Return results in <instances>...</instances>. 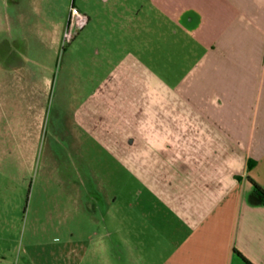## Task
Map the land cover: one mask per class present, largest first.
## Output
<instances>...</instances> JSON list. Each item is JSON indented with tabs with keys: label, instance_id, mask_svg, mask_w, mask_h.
<instances>
[{
	"label": "crops",
	"instance_id": "1",
	"mask_svg": "<svg viewBox=\"0 0 264 264\" xmlns=\"http://www.w3.org/2000/svg\"><path fill=\"white\" fill-rule=\"evenodd\" d=\"M6 1L17 5L6 14L0 10V35L10 25L12 31L15 20L18 34L11 42L6 38L2 48L7 97L12 101L51 93L54 87L65 90L60 69L49 71L46 62V69H35L34 63H41L27 56L23 0ZM103 1L115 7L121 0ZM139 1L146 4L145 18H155L159 11L172 28L177 25L190 36L195 61L176 83L156 74L155 65L136 53L114 60L116 49H109L108 61L93 63L86 77L93 83L91 92L77 93L71 85L63 93L77 103L63 114L66 127L56 132L77 146L87 135L101 141L133 164L135 178L145 184L128 205L133 245L125 232V210H106L102 219L95 210L109 201L108 190L101 182L99 189L87 188V226L106 231L93 229L86 236L76 231L69 241L70 258L99 253V261L113 264L108 255L117 249L118 264H126L127 244L129 264H249L246 259L264 264V202L249 179L264 188V0ZM137 9L125 6L120 15ZM67 20L40 30L44 37L50 34L58 57L62 49H72L71 43L62 44ZM18 103L11 102L12 107ZM18 113L22 144L33 148L46 110L21 104ZM72 196L77 211L79 192ZM111 223L118 241L110 238Z\"/></svg>",
	"mask_w": 264,
	"mask_h": 264
},
{
	"label": "rangeland",
	"instance_id": "2",
	"mask_svg": "<svg viewBox=\"0 0 264 264\" xmlns=\"http://www.w3.org/2000/svg\"><path fill=\"white\" fill-rule=\"evenodd\" d=\"M125 1H118L112 7L103 0H23L27 56L41 63L31 66L38 70L46 69L42 65V62H46L49 65L47 70L57 69L59 72L60 69L59 84L65 90L54 87L51 93H33L28 98H22L23 103L20 98L10 101L5 90V72L0 67V262L107 264L105 258L99 261V253L88 258L84 254L79 259H71L69 253V241L76 231L81 236L91 234L90 230L93 229L106 231L102 226H87L90 210L86 205V189H99L100 182L108 190L105 197L109 201H103L95 214L103 219L102 212L106 217V210L116 211L119 206L120 209L122 207L126 214L127 240L133 245V212H130L132 209L128 205L132 203L133 192L145 187L135 178L134 165L124 163L112 152V148L105 147L94 137L87 135L77 146L71 144L73 141L65 140L59 133L61 130H56L66 127V115L63 114H68V109L77 103V99L70 100L66 94L63 97V93L69 91L71 85L75 86L77 93L91 92L93 83L87 82L86 77L94 70L93 63L108 61L111 49H116L112 51L114 60L136 53L155 65L152 69L156 74L168 76L176 83L194 63L196 51L193 50L190 36L185 35L183 29L177 25L172 28L170 20L159 11L155 18H145L148 12L144 8L146 4L139 0ZM72 3L90 20L68 43L72 44V49H62L58 57L50 34L44 37L40 30L43 25L46 29H53L66 21ZM12 5L16 7L17 1L7 4L6 0H0V10L3 8L4 14L6 9L12 11ZM125 6L132 10L138 6V9L129 11L130 16H122L120 12ZM15 25H12V31L10 25L0 35V64L5 59L2 48L5 50L6 38L8 42L17 38ZM2 36L4 40L1 42ZM123 45L140 46V50L131 52ZM69 76L75 79V84L70 83ZM11 102L19 103L12 107ZM21 104L33 108L37 105L40 110H46V121L40 130V137L35 141L36 146L30 149L22 144L20 136L18 121L21 113H18V107ZM65 109V113H62ZM96 175H100V179H96ZM74 190L79 192L77 211L72 196ZM109 229L114 231L110 238L115 237L118 241L112 223ZM117 253L118 250L114 249L108 255L113 264H118ZM124 258L125 263L129 264L127 244Z\"/></svg>",
	"mask_w": 264,
	"mask_h": 264
},
{
	"label": "built area",
	"instance_id": "3",
	"mask_svg": "<svg viewBox=\"0 0 264 264\" xmlns=\"http://www.w3.org/2000/svg\"><path fill=\"white\" fill-rule=\"evenodd\" d=\"M88 22L89 16L83 13L78 6L72 3L69 10L67 25L63 33L62 44L65 46L71 42Z\"/></svg>",
	"mask_w": 264,
	"mask_h": 264
},
{
	"label": "trees",
	"instance_id": "4",
	"mask_svg": "<svg viewBox=\"0 0 264 264\" xmlns=\"http://www.w3.org/2000/svg\"><path fill=\"white\" fill-rule=\"evenodd\" d=\"M253 162L252 160L249 161V169L252 167ZM250 181L253 184L254 193L259 197V199L264 202V188L258 184L251 176H249ZM238 254L242 255V253L239 250H236ZM249 264H252L249 260L246 259Z\"/></svg>",
	"mask_w": 264,
	"mask_h": 264
}]
</instances>
